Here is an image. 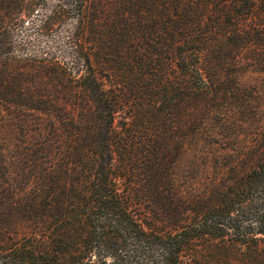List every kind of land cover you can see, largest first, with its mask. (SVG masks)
<instances>
[{
	"label": "trees",
	"instance_id": "obj_1",
	"mask_svg": "<svg viewBox=\"0 0 264 264\" xmlns=\"http://www.w3.org/2000/svg\"><path fill=\"white\" fill-rule=\"evenodd\" d=\"M37 1L0 0V264H264V145L178 173L264 70V0ZM28 23L55 49L14 43Z\"/></svg>",
	"mask_w": 264,
	"mask_h": 264
},
{
	"label": "rangeland",
	"instance_id": "obj_2",
	"mask_svg": "<svg viewBox=\"0 0 264 264\" xmlns=\"http://www.w3.org/2000/svg\"><path fill=\"white\" fill-rule=\"evenodd\" d=\"M60 1L38 0L35 16L47 15ZM70 23L66 21L65 27ZM29 27L30 23L20 25L12 34L14 43L24 44L25 52L34 53L42 46L54 50L58 45L60 31L55 29L39 36ZM239 73L240 91L235 84L227 83L228 91L234 95L218 102V109L208 116L203 130L189 139L179 158L178 173L187 185L201 189L206 181L215 179L219 161L216 159L225 150L264 145V70Z\"/></svg>",
	"mask_w": 264,
	"mask_h": 264
}]
</instances>
